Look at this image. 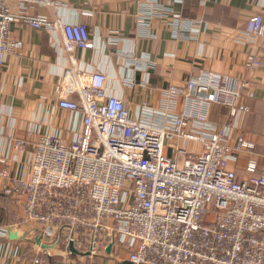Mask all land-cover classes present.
<instances>
[{
  "label": "built area",
  "instance_id": "2783aa9c",
  "mask_svg": "<svg viewBox=\"0 0 264 264\" xmlns=\"http://www.w3.org/2000/svg\"><path fill=\"white\" fill-rule=\"evenodd\" d=\"M66 6L67 0H0V69L8 57L22 55L13 26L58 34L70 66L55 88L57 105L83 116L81 134L70 140L55 134L35 144L13 140L14 154L33 148L27 180L14 179L11 160L0 159L5 196L21 214L15 227L36 230L41 250L61 246L86 264L109 248L126 253L130 264H264V170L240 180L232 168L239 154L255 148L236 128L237 118L250 112L247 84L202 70L184 86L163 89L156 108L145 104L133 117L109 92L103 71L78 67L74 53L94 49L88 27L33 14ZM185 24L179 17L169 22L175 33ZM259 40L264 50V17L255 15L236 41ZM261 67L251 51L245 68ZM130 80L123 84L132 86ZM213 107L228 111L224 124L210 121ZM246 171L256 174V162Z\"/></svg>",
  "mask_w": 264,
  "mask_h": 264
},
{
  "label": "crops",
  "instance_id": "0c3cea01",
  "mask_svg": "<svg viewBox=\"0 0 264 264\" xmlns=\"http://www.w3.org/2000/svg\"><path fill=\"white\" fill-rule=\"evenodd\" d=\"M158 10L164 13L163 17L155 16ZM33 14L50 19L61 17L67 23L88 27L94 49L77 50L76 63L92 72L103 71L110 79L109 92L125 102L133 117L140 114L145 104L156 108L163 89L184 86L202 70L244 81L251 94L245 98L250 112L237 118L236 128L237 134L255 148L239 154L232 168L240 180L262 173L263 42L245 46L236 38L250 18L264 17V0H67L64 8L39 7ZM176 17L187 24L175 33L169 22ZM13 30L23 40L24 48L21 56L8 57L0 69V159L11 160L14 179L27 180L33 148L14 154L13 140L23 138L35 144L42 136L53 134L70 140L81 134L83 116L57 105L55 88L70 66L61 37L20 25L13 26ZM251 51L260 55L262 61V67L253 72L245 68ZM124 78L131 79L132 86L124 85ZM182 110L181 103L178 111ZM227 114L225 108L213 107L210 121L224 124ZM251 161L257 164L256 174L246 171ZM6 184L0 179V234L10 227L6 237L0 235V264H34L37 258L43 259L44 264H86L84 258L66 256L67 251L61 246L41 250L43 246L35 236L25 238L26 232L10 225L5 218ZM14 234L17 240L11 237ZM93 262L130 264L124 252L101 254Z\"/></svg>",
  "mask_w": 264,
  "mask_h": 264
},
{
  "label": "rangeland",
  "instance_id": "374dc122",
  "mask_svg": "<svg viewBox=\"0 0 264 264\" xmlns=\"http://www.w3.org/2000/svg\"><path fill=\"white\" fill-rule=\"evenodd\" d=\"M5 209L12 218L10 225H17L19 227L21 225V214L13 198L5 197ZM23 230H25L27 235L33 237L38 235L36 230L34 231L33 229H28L29 231H27V228H23Z\"/></svg>",
  "mask_w": 264,
  "mask_h": 264
},
{
  "label": "water",
  "instance_id": "95a60500",
  "mask_svg": "<svg viewBox=\"0 0 264 264\" xmlns=\"http://www.w3.org/2000/svg\"><path fill=\"white\" fill-rule=\"evenodd\" d=\"M27 236H28V235H24L25 238H26ZM11 237H12L14 240H17V239H18V236H17L16 234L12 235ZM40 242H41V238L39 237V238H38V243H40ZM70 250H71L72 253H75V250H74L73 246L70 247ZM110 252H111V248L108 249V253H110Z\"/></svg>",
  "mask_w": 264,
  "mask_h": 264
},
{
  "label": "trees",
  "instance_id": "16d2710c",
  "mask_svg": "<svg viewBox=\"0 0 264 264\" xmlns=\"http://www.w3.org/2000/svg\"><path fill=\"white\" fill-rule=\"evenodd\" d=\"M5 218L8 220L9 223L12 221L11 216L8 215L7 213H5Z\"/></svg>",
  "mask_w": 264,
  "mask_h": 264
}]
</instances>
